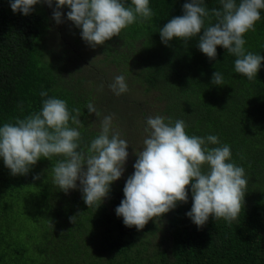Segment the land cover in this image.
Listing matches in <instances>:
<instances>
[{"label": "trees", "instance_id": "16d2710c", "mask_svg": "<svg viewBox=\"0 0 264 264\" xmlns=\"http://www.w3.org/2000/svg\"><path fill=\"white\" fill-rule=\"evenodd\" d=\"M186 2L190 0H150V20L92 48L67 19V6L60 9L62 22L57 24L55 0L52 7L38 3L27 16L14 13L9 0H0V126L39 111V93L45 90L65 100L69 111L81 110L85 142L98 135L103 117L114 114L112 129L129 144L123 175L101 204L89 208L79 181L67 193L53 184L51 166L58 157L41 158L27 175L16 176L0 158V264H264V61L250 81L234 71L236 58L223 47L217 46L215 60L203 54L199 36L187 47L176 39L165 46L159 29L183 15ZM205 4L219 7V0ZM244 38L246 51L264 56V10L255 31ZM90 57L95 60L86 70ZM215 71L223 75V85L211 83ZM117 75L128 86L120 96L108 87ZM89 103L98 116L88 112ZM150 115L183 119L189 135H216L230 146L232 161L245 169L248 180L236 221L209 217L197 227L186 215L192 206L189 187L188 202L178 203L159 222L150 220L141 230L124 225L115 209L134 172V150L143 146ZM36 175L40 179L33 180ZM77 213L73 224L69 217ZM38 232L51 243L53 234L59 237L57 251L48 250L54 257H32L42 246ZM30 239L33 251L27 249Z\"/></svg>", "mask_w": 264, "mask_h": 264}, {"label": "clouds", "instance_id": "9594fccd", "mask_svg": "<svg viewBox=\"0 0 264 264\" xmlns=\"http://www.w3.org/2000/svg\"><path fill=\"white\" fill-rule=\"evenodd\" d=\"M9 3L14 13L27 16L38 3L52 7L53 0ZM64 6L70 9L67 19L81 30V38L92 48L154 16L150 0H55L53 18L57 24L62 22L60 9ZM261 10L264 0H219V7L211 9L205 0H190L183 5V15L171 18L159 29V35L165 46L176 39L184 47L199 36L197 47L210 60L216 59L217 46L223 47L236 58L234 71L251 81L264 56L246 51L244 37L255 31ZM211 83L223 85V75L215 71ZM108 87L116 96L128 90L123 75L115 76ZM39 94V111L0 126V158L16 176L27 175L41 158L58 157L51 166L53 184L67 193L76 189L79 181L88 208L101 204L111 184L123 175L129 156L128 142L112 129L114 114L103 117L98 135L85 142L80 131L84 127L79 119L81 110L74 107L69 111L65 100L50 97L45 90ZM87 109L99 115L91 103ZM186 128L183 119L147 117L143 146L134 150V172L127 178L124 198L115 209L126 227L141 230L150 220L159 222L178 203L188 202L189 187L192 206L186 215L197 227L204 226L209 217L232 224L243 211L248 180L245 169L232 161L230 146L221 144L216 135H189ZM38 179L39 175L33 177ZM79 214L69 217L70 222L75 224Z\"/></svg>", "mask_w": 264, "mask_h": 264}, {"label": "rangeland", "instance_id": "374dc122", "mask_svg": "<svg viewBox=\"0 0 264 264\" xmlns=\"http://www.w3.org/2000/svg\"><path fill=\"white\" fill-rule=\"evenodd\" d=\"M85 58H86V56H85ZM88 59V61H87V63L84 65V69H86V70H90L91 68H92V63L94 62V60H95V57H90V59L89 58H87ZM91 60V61H90ZM92 62V63H91ZM99 68H102V69H105V65H99ZM134 136H135V134H134ZM24 204V203H23ZM25 205V204H24ZM34 209V208H33ZM28 222V225L31 227V225H32V221H33V223H34V219L32 218V219H28L27 220ZM16 227H18V226H16ZM25 230H26V227H25ZM35 232V231H34ZM27 232H24L23 233V237L25 238L26 236H27ZM35 234H37V233H34V235ZM54 235V237H55V241L53 242V243H51V242H48V238H46V236L44 235L43 237H40V232H38V236H39V238L42 240V246H41V249H37L36 248V253L34 254V255H32V257L33 256H38V257H47L48 255H50L51 257H54V256H52V254L50 253V252H48V250L49 249H52L51 250V252H56L57 251V246H56V243H57V241L59 240V237L56 235V234H53ZM162 235V233L161 232H159V236H161ZM32 239V238H31ZM31 239L29 240V241H27L26 243H27V249H30L31 251H33L34 250V248H33V243H31ZM35 239H38V237H37V235H35ZM47 242H48V244L50 245V246H53V247H50L49 248V245H47ZM44 243H45V245H44ZM46 246V247H45ZM62 249L64 248V245H62V247H61ZM68 249H71V248H68ZM61 249H59V252H61L60 251ZM67 253V251H64V254H66Z\"/></svg>", "mask_w": 264, "mask_h": 264}]
</instances>
